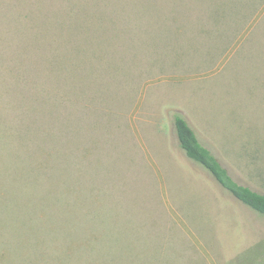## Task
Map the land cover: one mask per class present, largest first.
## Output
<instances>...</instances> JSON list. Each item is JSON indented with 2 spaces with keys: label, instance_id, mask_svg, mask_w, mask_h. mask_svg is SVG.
Segmentation results:
<instances>
[{
  "label": "rangeland",
  "instance_id": "374dc122",
  "mask_svg": "<svg viewBox=\"0 0 264 264\" xmlns=\"http://www.w3.org/2000/svg\"><path fill=\"white\" fill-rule=\"evenodd\" d=\"M176 112L264 194V0H0V264H264Z\"/></svg>",
  "mask_w": 264,
  "mask_h": 264
},
{
  "label": "trees",
  "instance_id": "16d2710c",
  "mask_svg": "<svg viewBox=\"0 0 264 264\" xmlns=\"http://www.w3.org/2000/svg\"><path fill=\"white\" fill-rule=\"evenodd\" d=\"M174 128L186 155L209 171L215 180L235 198L264 215V194L239 183L210 149L204 146L195 130L179 112L174 115Z\"/></svg>",
  "mask_w": 264,
  "mask_h": 264
}]
</instances>
